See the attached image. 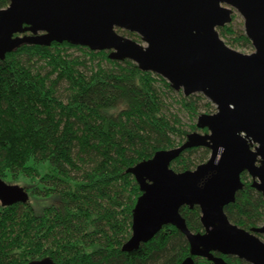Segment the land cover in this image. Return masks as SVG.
I'll return each mask as SVG.
<instances>
[{
  "label": "trees",
  "instance_id": "1",
  "mask_svg": "<svg viewBox=\"0 0 264 264\" xmlns=\"http://www.w3.org/2000/svg\"><path fill=\"white\" fill-rule=\"evenodd\" d=\"M8 4L0 0V9ZM221 34L233 35L243 47L252 44L231 25ZM108 54L53 42L25 44L0 59V177L22 181L30 195L26 203L0 201V264L46 256L57 264H181L190 255L187 237L170 224L133 252L122 249L141 195L129 168L182 145L198 128L167 113L164 89L173 88L164 77ZM180 96L189 117L215 108L203 93ZM210 154L207 147L189 148L171 167L192 170ZM242 179L244 187L225 212L251 229L264 223V195L247 173ZM181 214L193 232L204 231L199 206L185 205ZM223 257L229 264H250Z\"/></svg>",
  "mask_w": 264,
  "mask_h": 264
},
{
  "label": "water",
  "instance_id": "2",
  "mask_svg": "<svg viewBox=\"0 0 264 264\" xmlns=\"http://www.w3.org/2000/svg\"><path fill=\"white\" fill-rule=\"evenodd\" d=\"M0 9V59L25 44L67 42L108 51L111 60L129 59L164 77L184 95L204 94L214 113L198 115V130L182 145L158 150L129 168L141 195L133 209L128 252L151 241L165 225L189 241L181 264L203 257L229 264L236 256L264 264V223L251 229L233 223L225 208L235 202L247 173L264 195V0H7ZM238 12L252 53L231 48L219 28ZM135 32L143 43L118 30ZM146 43V44H144ZM207 147L210 157L195 169L171 167L183 151ZM29 191L0 177L5 206L29 202ZM185 205L201 210L204 231L193 232L182 216ZM26 264H57L50 256Z\"/></svg>",
  "mask_w": 264,
  "mask_h": 264
},
{
  "label": "rangeland",
  "instance_id": "3",
  "mask_svg": "<svg viewBox=\"0 0 264 264\" xmlns=\"http://www.w3.org/2000/svg\"><path fill=\"white\" fill-rule=\"evenodd\" d=\"M234 20L232 21L231 24V27L234 28L235 30H239V31H244L245 32V18L244 16H241L237 11L234 13ZM228 26V25H227ZM126 30H122L121 34H125L128 36L127 33H125ZM219 32H220V36L222 37V39H224L226 41V43L231 47V48H235L241 52H246V53H252L255 51L253 45L251 44L250 47H243L241 46L240 43H237L235 42L233 39H232V36L231 35H222L221 34V28H219ZM133 39H136L137 41L142 42L141 40V37L140 35H136L134 36ZM146 44V43H144ZM71 52H74L75 55H83V51L81 50H77V49H70ZM89 58V57H87ZM98 61V60H97ZM107 62L104 61V64H106ZM173 88V87H172ZM62 90H64V85L61 87ZM165 91V97H166V103H167V113L170 115L171 113H174V114H178L179 117H182V120L184 123L186 124H192L193 122H197L198 120V116H196V118H193V117H189L188 113L182 108V106H180V103H179V100H180V93H183V90H180V91H177L173 88V91L171 90H167L166 88L164 89ZM216 105H215V108L213 110V112L211 113H214V111H216ZM205 110V109H203ZM202 110V112H203ZM198 131H200L201 133H204L207 131V129H204V130H201V129H197ZM210 157V156H209ZM16 184H19V185H23L22 181L21 182H14Z\"/></svg>",
  "mask_w": 264,
  "mask_h": 264
},
{
  "label": "bare ground",
  "instance_id": "4",
  "mask_svg": "<svg viewBox=\"0 0 264 264\" xmlns=\"http://www.w3.org/2000/svg\"><path fill=\"white\" fill-rule=\"evenodd\" d=\"M142 193V192H141Z\"/></svg>",
  "mask_w": 264,
  "mask_h": 264
}]
</instances>
